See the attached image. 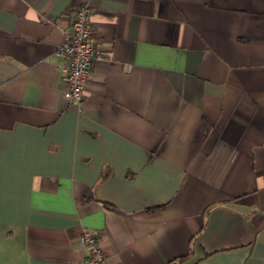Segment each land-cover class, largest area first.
<instances>
[{
  "label": "crops",
  "instance_id": "obj_1",
  "mask_svg": "<svg viewBox=\"0 0 264 264\" xmlns=\"http://www.w3.org/2000/svg\"><path fill=\"white\" fill-rule=\"evenodd\" d=\"M84 229L115 264H264V0H0V264H88Z\"/></svg>",
  "mask_w": 264,
  "mask_h": 264
},
{
  "label": "built area",
  "instance_id": "obj_2",
  "mask_svg": "<svg viewBox=\"0 0 264 264\" xmlns=\"http://www.w3.org/2000/svg\"><path fill=\"white\" fill-rule=\"evenodd\" d=\"M90 15L87 3L74 8L73 17L62 30L61 42L55 50L62 58L57 65L62 94L76 104L83 98L84 85L92 76L93 64L103 58L92 33ZM79 239L86 248V263L115 264L102 249L95 231L84 229Z\"/></svg>",
  "mask_w": 264,
  "mask_h": 264
}]
</instances>
